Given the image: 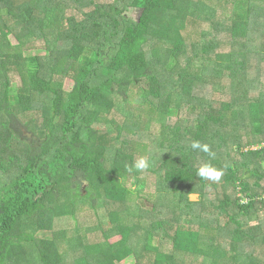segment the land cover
<instances>
[{"label": "trees", "instance_id": "trees-1", "mask_svg": "<svg viewBox=\"0 0 264 264\" xmlns=\"http://www.w3.org/2000/svg\"><path fill=\"white\" fill-rule=\"evenodd\" d=\"M130 257L264 264V0H0V264Z\"/></svg>", "mask_w": 264, "mask_h": 264}, {"label": "rangeland", "instance_id": "rangeland-1", "mask_svg": "<svg viewBox=\"0 0 264 264\" xmlns=\"http://www.w3.org/2000/svg\"><path fill=\"white\" fill-rule=\"evenodd\" d=\"M142 10L141 9H130L127 13L126 16L128 18H131L135 21H137L140 16H141ZM15 42V40H14ZM39 54H43L42 51H28L26 52V56L28 57L29 61H28V69H29V75L31 78V84L33 86L34 89L36 90H42L44 88V84L43 82H41L40 80L37 79V72H38V65H37V61H36V57ZM64 90L66 91H70L72 90V88L74 87V82L72 79H66L64 81ZM198 199L197 196H191V200L192 201H196ZM117 239H114V241ZM121 264H135V259L133 257H130L128 259H126L125 261H123Z\"/></svg>", "mask_w": 264, "mask_h": 264}, {"label": "clouds", "instance_id": "clouds-1", "mask_svg": "<svg viewBox=\"0 0 264 264\" xmlns=\"http://www.w3.org/2000/svg\"><path fill=\"white\" fill-rule=\"evenodd\" d=\"M194 149H200L209 155H214L211 153L209 146L207 144H201L199 141H194L191 145ZM149 166L148 161L145 158H141L139 161L135 163V167L137 169L143 170ZM198 175L205 179L219 180L223 175V170H217L212 167L210 164L202 165L198 170Z\"/></svg>", "mask_w": 264, "mask_h": 264}]
</instances>
